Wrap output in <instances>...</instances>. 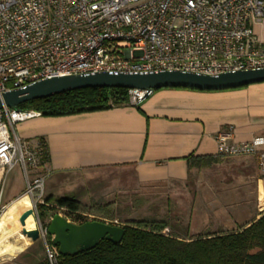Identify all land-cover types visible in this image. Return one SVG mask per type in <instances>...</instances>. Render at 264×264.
<instances>
[{
  "label": "built area",
  "instance_id": "built-area-1",
  "mask_svg": "<svg viewBox=\"0 0 264 264\" xmlns=\"http://www.w3.org/2000/svg\"><path fill=\"white\" fill-rule=\"evenodd\" d=\"M263 14L264 0H0V95L73 75L181 71L217 76L264 69V44L253 30ZM127 91L132 107L153 92ZM39 116L33 110L0 109V170L17 165L26 178L29 169L40 172L27 179L25 189L36 219L50 174L48 153L43 143L22 140L15 126ZM229 139V133L217 135L218 156L252 157L264 170V137ZM262 201L264 188L258 191L260 212ZM3 209L0 205V214ZM75 213L95 221L88 213ZM38 227L46 241L47 226ZM47 251L51 260L54 251Z\"/></svg>",
  "mask_w": 264,
  "mask_h": 264
},
{
  "label": "crops",
  "instance_id": "crops-1",
  "mask_svg": "<svg viewBox=\"0 0 264 264\" xmlns=\"http://www.w3.org/2000/svg\"><path fill=\"white\" fill-rule=\"evenodd\" d=\"M253 30L264 44V14ZM15 131L29 145L43 143L46 147L50 174L44 181L43 198L68 197L79 205L88 204L91 187L97 182L118 192L161 187L185 182L192 169L217 165L225 158L217 155L218 134L229 133L230 143L264 137V82L224 91L159 89L136 107L68 117L39 116L17 124ZM188 157H211L217 162L198 167L202 162L190 165ZM234 158L254 162L260 192L264 170H259L252 157ZM39 173L29 169L26 178L17 165L4 171L0 205L6 211L2 216L27 198V179ZM19 237L21 240L13 242L9 236L12 247L0 255V261L4 255L15 254L10 258L14 259L25 253L29 239Z\"/></svg>",
  "mask_w": 264,
  "mask_h": 264
},
{
  "label": "rangeland",
  "instance_id": "rangeland-1",
  "mask_svg": "<svg viewBox=\"0 0 264 264\" xmlns=\"http://www.w3.org/2000/svg\"><path fill=\"white\" fill-rule=\"evenodd\" d=\"M256 170L254 162L246 159L223 158L217 165L192 169L181 184L139 186L118 192L97 182L91 187L90 201L80 204L79 210L107 222L165 221L169 234L180 238L185 234L187 238H194L229 232L257 219L264 211L258 209L260 175ZM107 204L111 206L99 211ZM5 211L3 209L0 217ZM37 212L36 224L44 227L54 214L65 216L63 211L46 207ZM20 234H13L11 241L21 240ZM26 242L25 253L14 259H10L14 254L6 255L0 264H35L48 255L49 247L42 238Z\"/></svg>",
  "mask_w": 264,
  "mask_h": 264
},
{
  "label": "trees",
  "instance_id": "trees-1",
  "mask_svg": "<svg viewBox=\"0 0 264 264\" xmlns=\"http://www.w3.org/2000/svg\"><path fill=\"white\" fill-rule=\"evenodd\" d=\"M122 106H129L126 89L95 88L32 100L17 108L36 111L43 117H68ZM187 161L190 165L202 162L198 167L217 162L211 157L196 160L188 157ZM54 206L65 208V216L74 224L87 222L75 213L80 208L79 203L68 197L46 198L37 210L44 207L54 210ZM110 206L107 204L99 211ZM94 220L105 223L103 219ZM113 222L107 224L114 225ZM116 226L123 229L120 243L102 240L95 248L76 255H60L47 236L46 243L54 251L53 257L51 260L42 257L35 264H264V211L236 230L194 238H187V234L180 238L169 232L165 236L163 231L168 228L165 221H126L117 222Z\"/></svg>",
  "mask_w": 264,
  "mask_h": 264
},
{
  "label": "water",
  "instance_id": "water-1",
  "mask_svg": "<svg viewBox=\"0 0 264 264\" xmlns=\"http://www.w3.org/2000/svg\"><path fill=\"white\" fill-rule=\"evenodd\" d=\"M263 82L264 69L226 72L217 76L181 71L63 76L48 78L30 84L23 89L2 93L0 95V109L19 110L18 105L32 100L84 89L119 88L155 91L165 88H180L198 91H224ZM3 173L4 171L0 170V178ZM29 214L33 218L35 217L32 207L22 204L16 208L15 218L21 226H24L25 219ZM46 231L47 235L51 237L53 245L57 246L60 255H76L78 252L93 249L102 240L118 244L123 237L121 227L100 221H87L78 225L68 221L60 214L52 216ZM20 233L32 242L40 239L37 224L33 230L22 228Z\"/></svg>",
  "mask_w": 264,
  "mask_h": 264
},
{
  "label": "bare ground",
  "instance_id": "bare-ground-1",
  "mask_svg": "<svg viewBox=\"0 0 264 264\" xmlns=\"http://www.w3.org/2000/svg\"><path fill=\"white\" fill-rule=\"evenodd\" d=\"M22 204L27 205V206H31L29 200H27V199L21 200L20 202H18L14 206H12L0 218V255L2 253H6L12 247L10 245V243L8 242V238L10 235H13L14 233L20 234V231L22 228H25L27 230H33L36 226V221L31 214H29L26 217L24 226H21L20 223L18 222V220L15 218L16 208ZM262 204H264V201H262ZM20 236H22V235L20 234Z\"/></svg>",
  "mask_w": 264,
  "mask_h": 264
}]
</instances>
